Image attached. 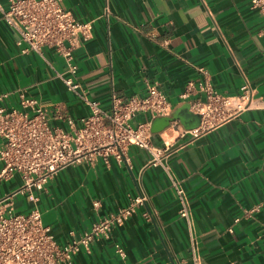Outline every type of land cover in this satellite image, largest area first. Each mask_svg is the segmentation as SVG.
Listing matches in <instances>:
<instances>
[{
    "label": "crops",
    "instance_id": "0c3cea01",
    "mask_svg": "<svg viewBox=\"0 0 264 264\" xmlns=\"http://www.w3.org/2000/svg\"><path fill=\"white\" fill-rule=\"evenodd\" d=\"M63 3L78 22L92 24L91 38L75 51L76 79L86 97L108 108L113 95L145 96L148 85L156 84L174 119L152 132L156 162L149 151L132 146L129 164L112 159L108 166L101 160L68 166L37 193L43 223L60 246L134 197H148L123 225L95 239L90 252L82 248L72 264H194L190 229L172 180L185 190L200 264H264V17L251 0ZM9 4L0 0V96L7 95L0 106L19 109L23 97L35 98L49 108L53 126L68 130L54 106L79 126L90 108L57 78L64 60L50 48L44 58L22 52L19 34L3 19ZM189 82H207L227 97L249 85L252 94L245 109L194 138L185 134L189 129L180 117L184 106L205 102L206 95L181 99ZM152 121L151 114L141 113L132 124ZM22 185L18 174L1 182L0 198ZM11 202L15 213L32 209L26 195Z\"/></svg>",
    "mask_w": 264,
    "mask_h": 264
},
{
    "label": "built area",
    "instance_id": "2783aa9c",
    "mask_svg": "<svg viewBox=\"0 0 264 264\" xmlns=\"http://www.w3.org/2000/svg\"><path fill=\"white\" fill-rule=\"evenodd\" d=\"M64 0H10L2 12L6 24L19 34L22 52H36L44 58V49L50 48L65 63L63 72L56 76L90 108V114L79 121V126L66 117L59 106H54L56 119L64 121L68 130L51 124L48 107L35 98H24L19 109L0 106V183L12 180L17 174L23 185L10 195L0 198V264H72L82 248L88 252L93 241L108 236L114 227L123 225L143 206L148 197L140 194L116 213L105 216L81 235L72 233V240L60 246L51 231L43 223L37 193L45 190V184L60 170L76 165H93L101 160L106 166L112 159L129 164L128 152L132 146L149 151L156 162L158 153L152 142V123L171 114L167 97L156 84L148 85L145 96L128 99L112 96L110 106L103 108L89 100L79 82L75 51L91 38L92 24L78 22L67 10ZM251 8L264 17V0H251ZM105 15H111L107 4ZM207 74L204 69H200ZM237 97L217 93L207 82H189L181 99L187 100L196 92L206 95L205 102H194L190 110L201 119L200 125L185 134L194 138L201 136L211 126L245 109L252 94L249 85L241 88ZM7 95L0 96L3 100ZM141 113H149L152 122L134 126L132 121ZM172 186L181 204L180 216L187 221L192 237L194 264H200L193 239L191 212L185 190L178 181ZM26 195L32 209L27 214L13 212L12 199ZM260 206L248 211H258ZM117 253L124 257L123 248Z\"/></svg>",
    "mask_w": 264,
    "mask_h": 264
},
{
    "label": "water",
    "instance_id": "95a60500",
    "mask_svg": "<svg viewBox=\"0 0 264 264\" xmlns=\"http://www.w3.org/2000/svg\"><path fill=\"white\" fill-rule=\"evenodd\" d=\"M190 105L184 106L185 115L180 117L181 123L189 130L195 129L200 125L201 119L198 115L190 112ZM174 121L173 118H158L152 123V132L159 133L164 129L168 128L171 123Z\"/></svg>",
    "mask_w": 264,
    "mask_h": 264
}]
</instances>
